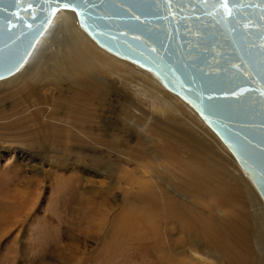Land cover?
<instances>
[{
	"label": "rangeland",
	"instance_id": "rangeland-1",
	"mask_svg": "<svg viewBox=\"0 0 264 264\" xmlns=\"http://www.w3.org/2000/svg\"><path fill=\"white\" fill-rule=\"evenodd\" d=\"M78 41L67 71L0 89V264H256L226 241L222 199L255 240L240 178L262 203L230 153L148 72Z\"/></svg>",
	"mask_w": 264,
	"mask_h": 264
},
{
	"label": "water",
	"instance_id": "water-1",
	"mask_svg": "<svg viewBox=\"0 0 264 264\" xmlns=\"http://www.w3.org/2000/svg\"><path fill=\"white\" fill-rule=\"evenodd\" d=\"M63 3V0H61ZM59 10L36 0H0V80L27 61ZM240 8L234 19L224 5L159 0H92L76 15L102 49L152 72L189 105L219 138L264 204V77L252 66L259 23Z\"/></svg>",
	"mask_w": 264,
	"mask_h": 264
},
{
	"label": "bare ground",
	"instance_id": "bare-ground-1",
	"mask_svg": "<svg viewBox=\"0 0 264 264\" xmlns=\"http://www.w3.org/2000/svg\"><path fill=\"white\" fill-rule=\"evenodd\" d=\"M78 36L83 37L85 40L87 37L102 51L104 49L100 48L84 31V29L79 25L76 15L72 11L67 10H59L54 18L52 19L48 29L45 33L40 37L36 46L34 47L32 53L28 57L27 61L24 65L13 75L8 78L0 80V89L17 82H23L24 79L30 76H45L50 73H60L67 71V64L65 62L64 56H66V52L70 48H74L75 44L78 41ZM47 49V51H46ZM105 51V50H104ZM107 52V51H105ZM108 53V52H107ZM110 54V53H108ZM112 55V54H110ZM117 58L116 56L112 55ZM122 60V59H120ZM125 62V61H124ZM133 64V63H132ZM135 65V64H134ZM141 68V67H140ZM144 72H148L149 76L152 77L165 91H167L161 84L160 80L150 71L142 69ZM168 93L174 95L173 93L167 91ZM175 97H178L174 95ZM179 100H181L178 97ZM182 101V100H181ZM185 105H187L184 101H182ZM80 104V103H79ZM200 119L198 114L187 105ZM86 112V109L77 105L76 114L74 118L83 116ZM82 120L83 118H78ZM200 121L205 125V123L200 119ZM206 126V125H205ZM207 127V126H206ZM2 129L9 128L13 130L14 124L4 125L1 127ZM209 129V127H207ZM210 130V129H209ZM211 131V130H210ZM211 133L219 140V138L211 131ZM220 141V140H219ZM223 145V143L220 141ZM224 146V145H223ZM225 147V146H224ZM228 151V149L225 147ZM229 152V151H228ZM230 153V152H229ZM232 156V154L230 153ZM234 159V157L232 156ZM235 161V159H234ZM236 162V161H235ZM237 164V162H236ZM239 167V165L237 164ZM240 168V167H239ZM241 170V168H240ZM242 171V170H241ZM243 173V171H242ZM244 174V173H243ZM245 176V174H244ZM246 177V176H245ZM248 180V178L246 177ZM245 188V192L248 196L249 203L252 206H255L254 210V218H255V240L254 244L250 243V236L246 232L243 224L246 222L239 219L235 214L231 206L224 199L221 200L220 206L227 209L229 212L228 222L226 223L227 234L224 232L226 236V241L228 244L241 246L245 253L246 258L249 260H253L255 257L256 264H264V204L258 201V199L254 196V194L249 190L247 184L243 179L240 178ZM251 184V182L248 180ZM252 185V184H251ZM253 187V185H252ZM254 188V187H253ZM255 190V188H254ZM256 191V190H255ZM257 193V191H256ZM258 194V193H257ZM259 196V195H258ZM260 198V196H259ZM261 199V198H260ZM263 206V208H262ZM145 218H149L147 215ZM129 219V218H128ZM130 220V219H129ZM223 226V225H222ZM221 227V226H220ZM223 233V232H222ZM225 243V242H224ZM240 249V248H239ZM253 250V252H252ZM243 251V250H242ZM255 253V255H254ZM240 256V255H239ZM258 259H261L260 261ZM242 264V262H240Z\"/></svg>",
	"mask_w": 264,
	"mask_h": 264
},
{
	"label": "snow or ice",
	"instance_id": "snow-or-ice-1",
	"mask_svg": "<svg viewBox=\"0 0 264 264\" xmlns=\"http://www.w3.org/2000/svg\"><path fill=\"white\" fill-rule=\"evenodd\" d=\"M22 2L23 0H8V3H14L15 5H19ZM36 2L37 4L48 3L53 6L66 8L79 16L81 12L78 11V9L87 11L92 3V0H63V3H61V0H36ZM159 2L162 3L165 8H167V6L172 3H174L176 6H183L187 3L195 4L205 2L212 3L213 6L224 5L232 9V11L226 13L229 18L232 19L238 15H243V12L240 11V8H252L256 6V4H259V12L249 13L251 19L259 23V28L254 33L249 30V33L246 34H254L257 39L261 41L260 46H257L254 43L251 45L252 49H254V51L251 53V56L253 57L252 66L256 68L258 65V75L264 77V0H159ZM261 95H264V91L261 92Z\"/></svg>",
	"mask_w": 264,
	"mask_h": 264
}]
</instances>
